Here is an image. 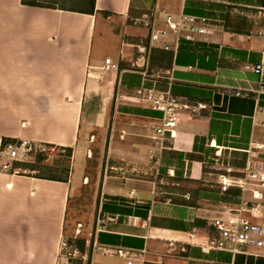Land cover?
<instances>
[{
  "label": "crops",
  "instance_id": "crops-1",
  "mask_svg": "<svg viewBox=\"0 0 264 264\" xmlns=\"http://www.w3.org/2000/svg\"><path fill=\"white\" fill-rule=\"evenodd\" d=\"M58 8L0 0V144L72 151L68 178L61 170L41 178L25 164L30 174L0 172V264L56 263L79 157L101 162L102 170L87 235L79 224L87 240L77 259L83 264H264V256L200 247L214 220L230 212L242 210L261 225L264 218V199L239 189L223 193L212 166L219 152L242 172L247 150L264 145V95L257 96L264 76L247 68L264 63V0H96L93 14ZM230 9L252 14L249 34L224 30ZM164 10L177 20L206 19V33L183 40L175 57L170 52V67H151L162 43L151 45L148 58L139 53L149 45L143 21L152 17L154 29L168 30V42H176ZM107 59L118 69L105 72ZM164 70L172 76L158 74ZM140 89L211 108L200 117L182 115L176 137L159 152L153 136L161 114L141 102ZM259 158L250 166L264 171V152ZM120 249L131 256H119Z\"/></svg>",
  "mask_w": 264,
  "mask_h": 264
},
{
  "label": "built area",
  "instance_id": "built-area-1",
  "mask_svg": "<svg viewBox=\"0 0 264 264\" xmlns=\"http://www.w3.org/2000/svg\"><path fill=\"white\" fill-rule=\"evenodd\" d=\"M163 15L165 22L169 28L175 31L176 42L171 46L168 42L170 33L168 30H155L153 18H148L143 21L144 27L150 31L149 45L139 46L138 51L145 58L150 56L151 45L162 43V49L167 52H172L176 56L182 41L192 43L195 41L196 35L206 33V19H198L194 16L181 15L179 19L166 10ZM186 33V34H185ZM185 34V35H184ZM184 36V37H183ZM261 78L264 76V63L254 67L247 66ZM118 66L106 60L104 71L117 70ZM166 74L172 76L171 70H164L158 74ZM138 95L143 104L155 112L160 113V124L154 128V147L162 152L165 149L167 138L174 139L176 137L177 128L181 122V116L187 114L192 117H200L207 112L211 106L206 102L192 101L184 97H177L167 91L164 93H156L146 89H140ZM241 96V93H232L230 96ZM264 95V83L261 82L257 96ZM264 126V122H263ZM212 147V144L210 145ZM57 148L53 145H32L22 141H2L0 144V172L12 174L13 176L26 175L27 170L22 166L25 163V158L36 152L49 154ZM156 150L150 151V155H154ZM259 152H264V145L251 146L247 150V166L242 172H236L233 166L219 152L212 158V166L214 172L219 177V187L223 193L229 192L231 189H239L242 192H250L254 200L264 199V171L254 170L251 164L259 158ZM260 160V158H259ZM155 163L158 164L156 161ZM242 210L230 212L225 218L214 220V232L207 240L200 242V247L205 252L211 250L228 251L233 254H246L253 256H264V226L254 223L248 218L242 216ZM81 227V225H79ZM80 231L78 230L77 234ZM119 256L128 258L131 256L129 250L120 249L116 252ZM82 257L80 251L70 244L69 238H62L55 264H72V261ZM128 264H132L131 261Z\"/></svg>",
  "mask_w": 264,
  "mask_h": 264
},
{
  "label": "trees",
  "instance_id": "trees-1",
  "mask_svg": "<svg viewBox=\"0 0 264 264\" xmlns=\"http://www.w3.org/2000/svg\"><path fill=\"white\" fill-rule=\"evenodd\" d=\"M23 5L32 6V7H43L51 9H61L65 11L82 13V14H93L95 12L96 0H49L47 2H42V0H22ZM252 15L248 11L230 9L227 13L225 22L222 24V27L225 31L235 33V34H249L252 28L250 23L249 16ZM172 63V53L164 50H153L151 57V67L162 66L163 68L170 67ZM7 142L8 140H4ZM72 157L71 149H67V155L63 160L57 161L56 164L52 166L42 165L46 160V155L40 153L36 155L38 159V165L35 167L39 171V176L44 178L48 172H58L61 170L68 178L71 171V162ZM66 178V179H67ZM175 203H186L194 204L191 201H183L180 198L173 199ZM71 245L75 246L81 254L86 253L87 251V240L84 238H69ZM72 264H83L81 260H74Z\"/></svg>",
  "mask_w": 264,
  "mask_h": 264
},
{
  "label": "rangeland",
  "instance_id": "rangeland-1",
  "mask_svg": "<svg viewBox=\"0 0 264 264\" xmlns=\"http://www.w3.org/2000/svg\"><path fill=\"white\" fill-rule=\"evenodd\" d=\"M99 27L101 23L99 22ZM1 26V25H0ZM98 31V30H97ZM99 41V34L98 32L94 33L93 36V48H95L96 44ZM62 53V52H61ZM58 56H63L58 53L57 50V58ZM40 154V152L32 153L25 158V165H38V159L36 155ZM46 155L45 162L42 165L52 166L56 164L57 161L63 160V158L67 155L66 148H57L49 154ZM71 160V159H70ZM101 162H96L94 160L88 161L86 157L77 158L73 161L72 165V174H71V182H72V189H71V199L69 205V215L66 222V232L65 237L68 238H84L82 236V232L80 231L77 234L78 230H81L79 224L85 225L86 235L88 234L87 231L91 229L92 222L91 218L95 212V200L97 197L96 190L94 189L96 177L99 176L101 173ZM27 170V169H26ZM27 173L30 174L31 172L27 170ZM84 177H88L89 180L86 181L88 185L83 184ZM262 225L264 226V218L262 221ZM76 227L75 232L73 231ZM90 239V238H89Z\"/></svg>",
  "mask_w": 264,
  "mask_h": 264
}]
</instances>
